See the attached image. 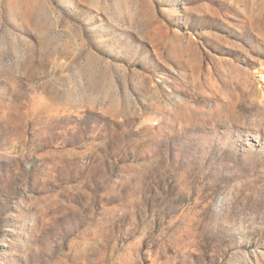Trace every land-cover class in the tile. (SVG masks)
I'll use <instances>...</instances> for the list:
<instances>
[{
    "label": "rangeland",
    "instance_id": "obj_1",
    "mask_svg": "<svg viewBox=\"0 0 264 264\" xmlns=\"http://www.w3.org/2000/svg\"><path fill=\"white\" fill-rule=\"evenodd\" d=\"M264 0H0V264H264Z\"/></svg>",
    "mask_w": 264,
    "mask_h": 264
},
{
    "label": "bare ground",
    "instance_id": "obj_2",
    "mask_svg": "<svg viewBox=\"0 0 264 264\" xmlns=\"http://www.w3.org/2000/svg\"><path fill=\"white\" fill-rule=\"evenodd\" d=\"M262 79L264 80V74L261 75Z\"/></svg>",
    "mask_w": 264,
    "mask_h": 264
}]
</instances>
